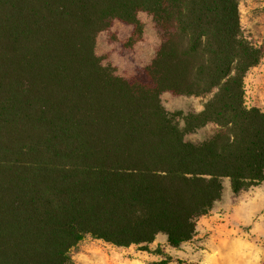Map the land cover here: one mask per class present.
<instances>
[{"label":"trees","instance_id":"1","mask_svg":"<svg viewBox=\"0 0 264 264\" xmlns=\"http://www.w3.org/2000/svg\"><path fill=\"white\" fill-rule=\"evenodd\" d=\"M141 13L159 46L122 76L97 37L119 21L134 45ZM263 56L239 0H0V264H67L85 234L191 241L225 178L235 194L264 180V110L244 84ZM164 92L206 98L170 111Z\"/></svg>","mask_w":264,"mask_h":264},{"label":"rangeland","instance_id":"2","mask_svg":"<svg viewBox=\"0 0 264 264\" xmlns=\"http://www.w3.org/2000/svg\"><path fill=\"white\" fill-rule=\"evenodd\" d=\"M239 12L243 34L255 44L264 41V0H239ZM144 37L134 45L124 47L130 27L119 21L97 37L96 52L104 64L112 65L122 76L131 75L135 68L144 66L154 58L159 46V34L152 16L141 13ZM245 101L248 106L264 110V56L259 64L246 74ZM206 96L162 94V101L170 111L200 110ZM215 127L207 125L189 133L187 139L199 142L209 137ZM222 198L198 220L197 234L191 241L179 247L168 244L166 235L159 233L156 239L143 248L139 245L117 246L85 234L69 252L67 264H197L199 252L208 255L210 237L221 223H228L234 237L254 238L259 248L251 260L263 264L264 244V180L235 194L228 178L223 180Z\"/></svg>","mask_w":264,"mask_h":264},{"label":"crops","instance_id":"3","mask_svg":"<svg viewBox=\"0 0 264 264\" xmlns=\"http://www.w3.org/2000/svg\"><path fill=\"white\" fill-rule=\"evenodd\" d=\"M216 204V203H215ZM257 242L254 238L234 237L228 223H221L210 237L208 255L199 252L201 259L197 264H257L251 260L257 253ZM264 260V244L262 247V261Z\"/></svg>","mask_w":264,"mask_h":264}]
</instances>
